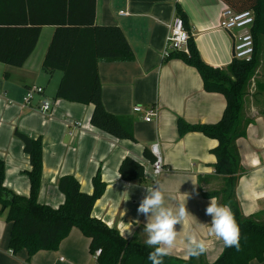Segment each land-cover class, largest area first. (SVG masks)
I'll return each instance as SVG.
<instances>
[{
	"label": "crops",
	"instance_id": "crops-1",
	"mask_svg": "<svg viewBox=\"0 0 264 264\" xmlns=\"http://www.w3.org/2000/svg\"><path fill=\"white\" fill-rule=\"evenodd\" d=\"M176 2L184 12L202 60L224 68L233 57L234 31L219 27L221 10L226 6L221 0H95L94 23L119 25L133 52L131 59L99 60L97 67L104 108L131 117L134 138L117 139L92 126L91 104L54 98L61 72L48 75L42 68L55 28L45 24L22 66L0 62V160L4 163L5 186L17 194L28 195L26 170L30 164L14 130L40 137L38 201L54 207L64 200L57 188L60 176L73 175L81 190L90 192L91 178L99 170L105 188L93 204L92 215L125 233L126 239L144 243L147 218L138 215L137 208L146 188L158 185L164 191L166 206L176 209L182 202L190 212L183 225L175 226L178 233L169 255L188 259L187 236L194 234L207 246L203 254L195 257L202 256L211 263L224 244L209 231L212 218L205 214V209L210 198L203 197L201 192L219 189L224 182V177L213 168L215 157L210 149L216 140L197 131L179 135L176 121L182 118L191 124L214 123L222 114L225 98L219 92L206 91L192 65L178 57H162L168 24L176 16ZM54 4H59V0ZM83 6L90 7V0H83ZM31 84L43 87V93L34 95L23 106L22 97ZM43 98L51 103L46 112L38 109ZM134 105L154 106L157 117L145 121L143 113L133 112ZM241 130L244 134L235 138L240 167L235 194L244 215H260L264 213V107L239 114L234 132ZM153 143H157L164 167L159 175L153 174L151 161L143 154ZM125 156L144 165L141 180L121 177L118 168ZM125 184L136 187L127 192ZM187 193L191 194L188 199ZM130 223L134 234L127 238ZM9 229L5 212L0 213V264H98L89 252V239L77 227L69 230L56 249L38 250L30 256L25 250L8 251ZM249 264H264V258Z\"/></svg>",
	"mask_w": 264,
	"mask_h": 264
},
{
	"label": "trees",
	"instance_id": "trees-1",
	"mask_svg": "<svg viewBox=\"0 0 264 264\" xmlns=\"http://www.w3.org/2000/svg\"><path fill=\"white\" fill-rule=\"evenodd\" d=\"M236 11L251 9L254 14L250 28L254 52L249 60L232 57L224 68L213 67L200 57L193 37L187 46L189 53L174 52L192 65L202 78L206 91L219 92L225 98V106L218 121L191 124L178 118L179 135L189 131L201 132L214 138L216 145L210 149L214 155V172L224 177L219 189L202 191L203 197H215L227 205L241 230L240 250L223 246L217 258L206 262L202 256L190 255L188 259L168 255L164 264H249L251 260L264 258V213L244 215L235 194L239 156L234 139L244 131L234 132V122L239 117L240 95L249 74L257 65L260 37L264 38V0H221ZM94 2L83 6V0H0V62L19 67L33 51L42 25H54L46 48L43 70L51 75L61 72L54 98L91 104L89 122L92 126L117 139H133V120L107 111L101 100V84L98 76L99 60L131 59L132 49L117 24L94 23ZM176 15L185 22L182 8L176 2ZM89 14V18L87 17ZM28 155L30 167L26 170L29 180L28 195L17 194L4 184V163L0 160V213L10 223L7 246L16 253L25 250L30 256L38 250L56 249L72 227H77L89 239V252L100 248L98 264H151L148 256L153 248L144 242L126 239L119 230L93 216L92 207L105 188L99 170L91 178L92 190L84 192L76 177L70 174L57 179V188L64 200L57 206L40 203L38 191L41 178V140L15 129ZM145 158L153 160L148 149ZM118 171L124 180H141L144 165L125 156ZM219 197V199H218Z\"/></svg>",
	"mask_w": 264,
	"mask_h": 264
},
{
	"label": "clouds",
	"instance_id": "clouds-1",
	"mask_svg": "<svg viewBox=\"0 0 264 264\" xmlns=\"http://www.w3.org/2000/svg\"><path fill=\"white\" fill-rule=\"evenodd\" d=\"M194 184V183H193ZM195 185V184H194ZM125 191L130 192L135 185L125 184ZM198 195V193H196ZM191 194L187 193V199ZM137 213L147 218L144 231L147 233L146 245L153 248L148 259L151 264H164V257L170 254L177 237L175 226L187 220L190 212L185 203H179L176 209L166 206L164 191L160 186L146 188V195L140 201ZM205 214L211 216L210 233L222 240L225 247H234L240 250L241 230L235 220L232 210L222 205L215 197L205 209ZM134 234L132 224L126 229L127 238ZM122 236L125 233H121ZM188 252L192 256L203 254L207 250L205 241L194 234L187 236Z\"/></svg>",
	"mask_w": 264,
	"mask_h": 264
},
{
	"label": "built area",
	"instance_id": "built-area-1",
	"mask_svg": "<svg viewBox=\"0 0 264 264\" xmlns=\"http://www.w3.org/2000/svg\"><path fill=\"white\" fill-rule=\"evenodd\" d=\"M119 13L122 14L123 11L120 10ZM253 20L254 14L251 9L236 11L229 6H224L221 10L219 27L230 32L234 31L232 34V53L233 57L237 59L249 60L254 52L253 38L250 31ZM189 36L190 33L184 27L182 18L177 15L174 16L168 24L162 57L168 58L174 52L188 54L187 42ZM41 93H43V87L36 84L29 85L25 89V93L22 97V105L27 106L34 95ZM39 102L38 109L40 112H46L50 109V101L43 98L40 99ZM132 110L133 112L143 113V119L145 121H150L157 117V110L154 106L143 108L141 105H134ZM149 150L153 156V160L151 161L152 172L154 175H159L164 167L157 143H153ZM8 251L12 252L11 249ZM99 253L100 248H97L92 253V256L96 258Z\"/></svg>",
	"mask_w": 264,
	"mask_h": 264
},
{
	"label": "rangeland",
	"instance_id": "rangeland-1",
	"mask_svg": "<svg viewBox=\"0 0 264 264\" xmlns=\"http://www.w3.org/2000/svg\"><path fill=\"white\" fill-rule=\"evenodd\" d=\"M257 65L249 74L240 98L239 113L253 112L264 107V38L260 37ZM59 72V71H58ZM60 73V72H59ZM49 87L47 88V91ZM236 140L234 139V142ZM219 199V197H218Z\"/></svg>",
	"mask_w": 264,
	"mask_h": 264
}]
</instances>
